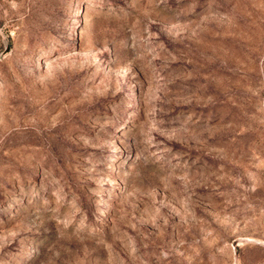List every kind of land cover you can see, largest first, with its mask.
Instances as JSON below:
<instances>
[{
  "label": "rangeland",
  "instance_id": "obj_1",
  "mask_svg": "<svg viewBox=\"0 0 264 264\" xmlns=\"http://www.w3.org/2000/svg\"><path fill=\"white\" fill-rule=\"evenodd\" d=\"M0 264H264V0H0Z\"/></svg>",
  "mask_w": 264,
  "mask_h": 264
}]
</instances>
